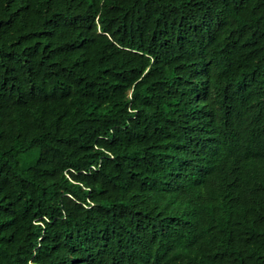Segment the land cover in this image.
Returning a JSON list of instances; mask_svg holds the SVG:
<instances>
[{"label": "trees", "instance_id": "16d2710c", "mask_svg": "<svg viewBox=\"0 0 264 264\" xmlns=\"http://www.w3.org/2000/svg\"><path fill=\"white\" fill-rule=\"evenodd\" d=\"M0 264H264V0H0Z\"/></svg>", "mask_w": 264, "mask_h": 264}]
</instances>
